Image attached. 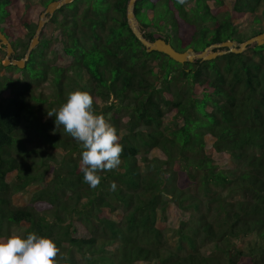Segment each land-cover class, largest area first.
<instances>
[{"label":"trees","instance_id":"obj_1","mask_svg":"<svg viewBox=\"0 0 264 264\" xmlns=\"http://www.w3.org/2000/svg\"><path fill=\"white\" fill-rule=\"evenodd\" d=\"M52 1L0 0V31L14 51L20 48L16 59L25 57ZM129 1L65 4L45 24H54L56 34L41 40L26 66L4 67L28 81L0 78V239L26 223L22 236L54 240L67 258L63 264H264V44L182 64L146 50L129 26ZM192 1L186 8L177 0H136L134 13L148 39L163 37L181 51L264 32V0H215L219 7ZM248 15L259 25L253 35L236 28ZM52 37L59 41L54 60L47 58ZM84 74L90 85L81 83ZM46 80L58 90L51 109L69 91H87L96 112L117 129L121 163L101 172L95 189L83 182L80 163L60 161L45 147L82 151L63 127L64 135L51 132L28 102L30 93L45 104L47 97L30 89L32 81ZM26 142L36 146L28 149ZM212 152L233 166L225 170ZM14 172L13 183L7 178ZM169 209L182 252L158 225ZM112 243L116 249H107Z\"/></svg>","mask_w":264,"mask_h":264},{"label":"clouds","instance_id":"obj_2","mask_svg":"<svg viewBox=\"0 0 264 264\" xmlns=\"http://www.w3.org/2000/svg\"><path fill=\"white\" fill-rule=\"evenodd\" d=\"M177 2L184 4L185 0ZM93 104L89 92L76 89L66 93V102L47 111V116H54L56 128L62 126L80 145L83 182L95 189L101 183V172L120 165L123 146L115 126L97 113ZM110 188L115 190V183ZM66 259L55 241L46 236L28 233L24 238L12 230L6 239H0V264H63Z\"/></svg>","mask_w":264,"mask_h":264},{"label":"rangeland","instance_id":"obj_3","mask_svg":"<svg viewBox=\"0 0 264 264\" xmlns=\"http://www.w3.org/2000/svg\"><path fill=\"white\" fill-rule=\"evenodd\" d=\"M34 2H37V0H34ZM194 4V1L192 0H185V3L183 4L186 8L191 7ZM209 4L212 7H219V4L215 1V0H209ZM86 7L85 4L81 5V9L83 10ZM264 9V4L259 8V12H262V10ZM82 10H80V12H82ZM223 13V12H222ZM222 13H220V16H222ZM224 15V14H223ZM252 17L251 15H248L247 18L245 19L244 22H239L236 25V28L238 29V32H245L247 35H253L254 32H256L258 30V24L254 23L252 21ZM40 19V18H39ZM50 21V20H49ZM48 21V22H49ZM47 22V23H48ZM58 25V24H57ZM45 27V25H44ZM14 29H18V26H14ZM141 28V26H140ZM44 30V34L41 35L40 34V41L39 43H37V48L40 46L41 44V40L44 39L45 37H47L48 35H53L54 37V33L56 34L57 31V27H55L54 24H49L47 25L45 28H42ZM142 30V29H141ZM42 32V31H41ZM144 33V32H143ZM52 37V38H53ZM174 44V43H172ZM175 45V44H174ZM35 47V48H36ZM177 47V45H176ZM59 49V41L56 40L55 38L52 39L51 41V45H50V49H47V54L49 59L54 60L57 57V52L56 50ZM21 54V50L20 48L17 51H14V53L12 54L11 57H19V55ZM6 55V50L3 48V46H0V78H3L4 76H12L15 79H18L19 82L24 85L26 81H28L27 77H23L20 75V72L16 69V68H12L10 71L5 69L4 67H9V66H4L2 64V61L4 59V56ZM155 65V64H154ZM31 77H33L30 74ZM81 83L83 85H90L89 80H88V76H86L85 74L82 76V81ZM31 89L30 92H32V94L34 95V97H47V101L45 102L44 105H40L39 103L33 101V98L31 97V94L28 93L27 97H28V102L30 104H34L35 107H38L39 109V113L42 119H44L45 121H47L48 123V127L51 129V132H58V131H62V126L56 128V125L54 123L55 120H53V117H48L47 116V111H50V105L53 104V101L56 100V98L58 97V90L57 88L54 86V84L50 81V80H46L45 82H43L40 85H37L35 82L32 81L31 83ZM3 95V94H2ZM2 95H0V99L2 97ZM99 102V109H103V105L105 104L101 99H98ZM56 108H58V106H56ZM104 115V114H103ZM106 118V116H105ZM125 125L126 123L123 124L124 128H122V132H125ZM62 135H64L63 132H61ZM26 146L28 149H33L36 145L34 143L31 142H26ZM45 147H49L59 158L60 161H65L72 159V161H76L78 164L80 163V154L81 152H76V153H68L67 151H63V153H60V149H55L50 147L49 145L45 146ZM44 152V150H43ZM210 152V151H209ZM45 153V152H44ZM14 154H17V151L14 150ZM212 156L214 157V159H221L222 162V168H225V170H228L227 168H231L233 166L232 162L227 160V156L223 157V156H219L215 153L212 152ZM29 163L32 162V160L30 158L26 159ZM33 165V164H32ZM17 176L16 173H12L8 176L7 180L10 182H17ZM33 186H29L28 188H26L25 191H21V193H19V195L17 194L15 196V199L17 200V202L19 201H23V199L25 198V196L28 194V192H31ZM21 195V196H20ZM12 197L14 198V195H12ZM40 211L43 214H47L49 217H52V212L51 210H49L48 206H41ZM168 216V217H167ZM177 220V216L175 214V211L173 209H169L168 211V215H166V217H164L163 215L159 216V222L158 225L163 229L164 231V235H165V239L168 241L170 247H172L173 249L180 251V241H179V236H178V230L176 228V222ZM28 227V224L26 223H22L20 225H14L10 228V231L12 230H16L19 233H21L22 235L24 234V231L26 230V228ZM118 246L117 243H112L110 245H107L106 248L107 249H116V247ZM183 250H181L180 252H182ZM184 254V252H183Z\"/></svg>","mask_w":264,"mask_h":264},{"label":"water","instance_id":"obj_4","mask_svg":"<svg viewBox=\"0 0 264 264\" xmlns=\"http://www.w3.org/2000/svg\"><path fill=\"white\" fill-rule=\"evenodd\" d=\"M74 0H53L50 2L45 11L40 15V19L38 22L37 29L35 34L32 38V41L28 47L27 53L24 58L16 59L12 58V54L14 53V48L12 43L6 35L0 31V46L6 50V55L2 61L4 66L14 65L18 68H24L26 65V61L29 59L32 50L37 46V43L40 41V34L42 28L48 22L56 10L61 9L65 4H68ZM135 2L136 0H130L127 8V19L129 26L133 33L136 35L138 40L146 47L148 52L151 51H159L161 53L166 54L169 58L173 59L179 63H186V62H194L195 60L199 59L200 61H207L217 58L218 56H223L227 53H242L246 51L250 46L257 44L263 45L264 44V32H261L255 36H252L245 41L237 42L235 40H225L218 43H212L207 46L202 51H195L194 48L190 47L187 50L181 51L176 49L172 43L166 40L163 37L156 38L155 40L148 39L143 31L140 28V23L136 18L135 12Z\"/></svg>","mask_w":264,"mask_h":264}]
</instances>
